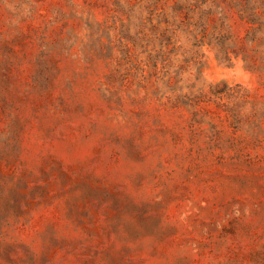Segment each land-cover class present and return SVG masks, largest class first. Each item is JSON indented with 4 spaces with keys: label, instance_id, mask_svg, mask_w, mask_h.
<instances>
[{
    "label": "rangeland",
    "instance_id": "374dc122",
    "mask_svg": "<svg viewBox=\"0 0 264 264\" xmlns=\"http://www.w3.org/2000/svg\"><path fill=\"white\" fill-rule=\"evenodd\" d=\"M0 264H264V0H0Z\"/></svg>",
    "mask_w": 264,
    "mask_h": 264
}]
</instances>
